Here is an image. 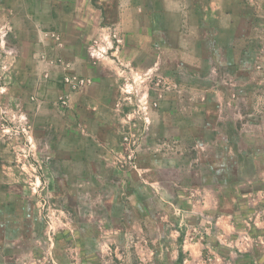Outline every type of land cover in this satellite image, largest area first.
I'll list each match as a JSON object with an SVG mask.
<instances>
[{
  "label": "rangeland",
  "instance_id": "obj_1",
  "mask_svg": "<svg viewBox=\"0 0 264 264\" xmlns=\"http://www.w3.org/2000/svg\"><path fill=\"white\" fill-rule=\"evenodd\" d=\"M25 1L0 0L20 31ZM52 1L39 21L66 38L0 31V264H264V0L200 57L165 50L136 77Z\"/></svg>",
  "mask_w": 264,
  "mask_h": 264
},
{
  "label": "crops",
  "instance_id": "obj_2",
  "mask_svg": "<svg viewBox=\"0 0 264 264\" xmlns=\"http://www.w3.org/2000/svg\"><path fill=\"white\" fill-rule=\"evenodd\" d=\"M50 0H26L28 13L22 17L25 28L20 31L16 22L8 10L7 13H0V31H3L5 39H27L31 41L66 38L67 30L59 28L53 23L45 25L39 21L44 3ZM241 0H53L46 8L49 9L51 17L56 15L72 16L76 15L81 27L80 38L94 39L100 43L108 40L118 42L116 46L107 51L108 57L115 64L112 65L117 72L130 74L154 72L158 69V60L161 52L170 51L176 57L198 58L202 53V40L220 41L227 35H232L234 30L237 32L238 25L242 23L243 17L240 10ZM259 2L260 0H255ZM28 3V4H27ZM19 3H15L17 6ZM24 15V14H23ZM19 17V16H18ZM77 19V20H78ZM62 26L70 25L68 19L61 23ZM96 31L90 33V27ZM124 30V31H123ZM1 34V33H0ZM24 34V35H22ZM65 36V37H64ZM224 36V37H222ZM115 38V39H114ZM234 38L233 36L230 38ZM235 39V38H234ZM124 41L125 44L119 43ZM16 48V44L14 43ZM217 47V46H216ZM103 56L107 54L101 53ZM105 57V56H104ZM107 57V56H106ZM116 59H115V58ZM146 58L153 59L154 64L142 66L141 62ZM123 59L127 61L123 62ZM154 70V71H152ZM126 77L130 82V76ZM121 86L113 84L110 88L109 102L111 105L117 103L121 96L119 90ZM122 96L123 93H122ZM166 98V96H165ZM176 98V97H175ZM170 112L162 109L161 119L167 120ZM99 115L97 113L96 118ZM255 161V159H254ZM224 160L217 166H221ZM140 169L153 171V167L143 165ZM144 178H147L145 175ZM149 185L155 182L149 180ZM162 193L168 192L163 189L159 181ZM165 188V187H164ZM134 191V190H133ZM203 199L211 200L209 192L204 189ZM211 194V193H210ZM209 207V202L203 206V211L207 214L213 213L214 205ZM148 207L145 206V209ZM148 211L144 216H150ZM138 230L144 231L150 226V221L144 220ZM146 226V227H145ZM133 225V228H137ZM151 228V226H150ZM180 243L181 247L188 246L185 242V235L178 232L175 242ZM148 244V243H147ZM197 246L198 244H189ZM151 247V244H150ZM185 251L182 248V254ZM180 255V252L178 253ZM179 257V256H178ZM178 261V258L177 260ZM175 261V262H176Z\"/></svg>",
  "mask_w": 264,
  "mask_h": 264
},
{
  "label": "built area",
  "instance_id": "obj_3",
  "mask_svg": "<svg viewBox=\"0 0 264 264\" xmlns=\"http://www.w3.org/2000/svg\"><path fill=\"white\" fill-rule=\"evenodd\" d=\"M65 80H66V83L73 84V85L76 84V83H74V82H75V81H74L75 79H72V78H70V77H66ZM76 82H77V84L79 83V81H76ZM80 82H81V83H84L85 80H84V79H81Z\"/></svg>",
  "mask_w": 264,
  "mask_h": 264
}]
</instances>
